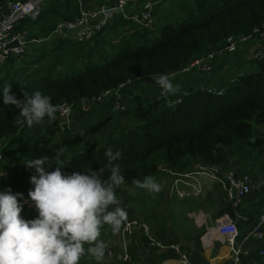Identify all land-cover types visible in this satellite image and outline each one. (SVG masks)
<instances>
[{
	"label": "trees",
	"instance_id": "1",
	"mask_svg": "<svg viewBox=\"0 0 264 264\" xmlns=\"http://www.w3.org/2000/svg\"><path fill=\"white\" fill-rule=\"evenodd\" d=\"M5 3L6 0H0V11ZM80 6L79 0H48L38 20L24 22L23 31L48 38L59 21L73 20ZM155 7L158 23L153 30L121 21L120 25L108 26L98 33L91 43L60 40L37 53L12 58L3 66L0 87L11 85L10 94L21 103L26 99L25 94L35 91L50 96L57 108V119L58 109L64 103L75 110L130 81L158 78L161 74L169 76L194 59L222 48L230 37L264 30V0H164ZM155 30L160 40L150 45ZM115 33H118L116 39ZM254 62L253 69L235 75L227 87L218 89L224 91L223 95L207 87L193 88L182 103L171 108L156 98L150 101L141 94L135 95L132 108L121 113L120 128L101 140L100 131L110 121L64 132L56 122L43 135L33 138L22 135L28 126L19 123L20 109L5 105L0 96V151L6 163L23 166L17 174L0 177V190L22 193L24 199L19 203L31 201L28 192L34 185L30 178L36 173L25 165L27 162L46 155L48 163L53 165L48 171L54 170L57 163L63 166L64 174L90 167L98 170L106 162L104 153L110 148L122 153L117 163L125 183L116 189L117 196L129 187L126 203L149 222L148 212L161 204L173 173L189 171L198 163L228 170L229 158L239 157L228 149L243 153L246 146L242 141L264 153V133L259 132L256 137L259 129L264 130V60L254 59ZM164 166L172 172L163 170ZM145 177L155 180L158 192L132 184ZM22 206L21 215L25 219L36 217L35 207ZM224 208V212L235 218L232 204L225 203ZM249 216L252 223L254 219ZM108 232L106 225L103 226L100 237L106 238ZM205 232L200 235L204 236ZM156 239L162 241L157 235ZM144 242L148 247L145 237ZM260 250L244 258L241 264H264ZM79 264L97 262L86 253Z\"/></svg>",
	"mask_w": 264,
	"mask_h": 264
},
{
	"label": "clouds",
	"instance_id": "2",
	"mask_svg": "<svg viewBox=\"0 0 264 264\" xmlns=\"http://www.w3.org/2000/svg\"><path fill=\"white\" fill-rule=\"evenodd\" d=\"M161 95H175L178 85L167 74L154 81ZM11 93V85L0 87L5 105L20 109L19 123L29 128L55 119L57 108L51 97L41 91L26 95L21 103ZM106 162L98 170L64 174L59 163L52 171L48 156L42 155L25 165L34 169L30 178L34 189L28 197L34 202L37 215L25 219L21 214L22 193L0 190V264H79L87 253L97 264L103 261L107 245L100 239L107 225L115 233L126 220L125 209L117 206L116 189L125 183L117 161L122 153L110 148L104 153ZM6 173L0 171V177ZM106 177V178H105ZM132 184L149 192H158L152 177L134 180ZM85 245H88L85 248Z\"/></svg>",
	"mask_w": 264,
	"mask_h": 264
},
{
	"label": "built area",
	"instance_id": "3",
	"mask_svg": "<svg viewBox=\"0 0 264 264\" xmlns=\"http://www.w3.org/2000/svg\"><path fill=\"white\" fill-rule=\"evenodd\" d=\"M48 0H6L3 10L0 11V65H6L12 58H22L33 47H37L38 52L44 46L60 40H74L80 43H91L97 34L102 32L108 26L121 19L130 20L135 27L148 28L153 30L154 7L159 4L160 0H113L107 3L97 4L93 6H80L78 15L73 20H61L56 24L54 32L48 38H38L30 35V32L23 31L24 22L27 20L36 21L41 15L42 8ZM256 39H264V30L257 29L252 35L230 37L226 44L208 54L194 59L182 69L175 71L169 75L170 79L182 78L195 72L211 73L214 63L226 57L227 55L236 54L240 51L242 45L249 44ZM17 43V46L9 48ZM254 59L264 60V52L262 50L253 54ZM134 82L130 81L127 85ZM123 85L120 89L126 87ZM204 88V87H202ZM119 89V90H120ZM213 92L223 95L224 91L211 88ZM119 90L106 91L99 99L92 102H100L111 95H115ZM189 91L185 90L179 96L161 95V90L156 96L158 101L165 102L169 108L183 102V97L188 95ZM116 106L119 112L126 111L123 104V96L118 93L116 96ZM74 109L68 103L62 104L58 109V118L55 119L57 125L62 132L72 128V118ZM264 133V131H263ZM4 162V155L0 151V163ZM188 172V173H187ZM185 171L182 173H173V192L180 199H186L191 196L199 195L201 192V175H208L209 172L221 174L216 177L218 180L224 198L227 203L232 204L235 209V218L227 215L216 221L212 230H208L203 236L206 245H213L217 240L226 244L231 249L230 264H241L242 260L249 257L252 253L251 244H261L263 249L260 255L264 257V212L257 218L252 225L249 215H244L242 210L247 197L255 191H264V178L253 183L252 177L247 174H238L236 170H223L219 167L199 166L196 170ZM213 175V174H212ZM214 177V175H213ZM190 180V181H188ZM184 188V190L182 189ZM118 199V197H117ZM117 206L125 209L127 213L126 220L123 222V232L129 238L139 234L144 236L149 242L147 250L157 248L159 252L173 251L178 253L183 264H190L188 256L183 252L179 245H164L158 241L152 234L148 224L139 222L130 217L128 208L122 205L118 199ZM28 200L20 202L21 205H27ZM237 221L250 223V228L246 234L242 235L238 228ZM210 239L207 243L206 240ZM206 239V240H205ZM113 257V252L109 253ZM121 262L124 264H132L130 255L121 256Z\"/></svg>",
	"mask_w": 264,
	"mask_h": 264
},
{
	"label": "crops",
	"instance_id": "4",
	"mask_svg": "<svg viewBox=\"0 0 264 264\" xmlns=\"http://www.w3.org/2000/svg\"><path fill=\"white\" fill-rule=\"evenodd\" d=\"M87 1L88 0H79L81 6H93L88 4L85 5ZM160 1L163 2L164 0ZM121 21L127 20L121 19L114 22L112 26L120 25L119 22ZM117 36L118 33H115L114 38L116 39ZM256 48H258V51L262 50L264 52V39H256L249 44L242 45L239 53L227 55L226 57L217 60L214 63L213 71L211 73L195 72L182 78L171 79L174 84L178 85V91L175 95H172V97L179 96L182 91L193 88L200 89L202 87H207L220 89L227 87L230 80L233 79L235 75L247 71V68H254L255 62L253 51ZM2 70L3 66L0 65V75ZM153 79L157 78L138 80L120 89L115 95L113 94L103 101L92 103L85 102L82 106H79L74 110L72 128L75 130H83L92 127L98 122L110 121L106 128L100 131L98 138L101 140L111 131L120 128L121 126V113L123 112H119L116 106V96L118 93L123 96V104L127 110L132 108L133 98L135 95H139V93H141L146 99L153 101L160 92V88L151 82ZM139 81H145L147 85L136 90L134 89V85ZM54 123L56 124V122ZM54 123L45 121L41 125L33 126L31 128L28 127V129L22 132V135L30 138L43 135L44 132L50 128V125H54ZM263 131V129H259L257 132L259 134V132L263 133ZM61 136H59L58 139L61 138ZM241 144L246 146L243 141ZM229 151L231 150L228 149V152ZM236 162L237 159L236 156H234L229 161L228 166L236 169ZM199 166H201V164H194L191 170H196ZM238 166L240 169V171L237 170L238 174L250 175L253 183H256L264 178V153L259 155L255 154V158L252 161L245 160L243 163L239 162ZM213 168L215 169L217 167ZM20 169H23V166L6 162L0 166V171H4L6 174H17ZM162 169L170 171L168 166H164ZM171 172L172 171H170V173ZM221 176V174H217L216 172H209L208 175H201L200 194L186 199H180L174 194L171 190L170 182L161 204L156 206L157 208H152V210L148 212L149 223L155 232L153 233L157 235L160 240H163L166 245H178V243H168L169 241L167 242L165 240V236L168 234L170 235L173 233L177 236L184 235L183 238L186 241V245H184L185 248L182 247V250L188 256L190 264H230L231 249L226 244L216 240L213 245H206L203 236L200 235L203 230L206 232L208 230L211 231L218 219L229 215L228 212H224L225 203H227V201L225 200L221 186L216 179V177ZM129 193L130 189L127 187V189L117 197L122 202V205L126 206L131 213L132 206H129L126 203ZM172 200L174 201L172 202ZM27 203H30V201ZM243 212H246V215H251L253 217V225L257 218L264 212V191H255L250 194L245 201ZM236 223L242 235L246 234L251 226L242 221H237ZM106 228L109 229L110 233H114L107 225ZM121 232L122 235L120 238L122 241L117 245L119 246L118 251L123 255L135 254V264H183L178 253L173 251L159 253L148 251L145 249L146 244L144 242V237L141 234L132 237V241L124 234L122 226ZM205 233L203 235H205ZM106 238L100 237L105 243L107 240ZM206 242L208 243V240H206ZM250 249L253 253L254 251L263 249V246L261 244H251ZM107 251L108 249H106V252ZM107 257L108 259L113 258L110 257L109 254ZM108 259L106 261H108ZM120 262L115 261L111 263L120 264ZM102 264H106L104 259Z\"/></svg>",
	"mask_w": 264,
	"mask_h": 264
},
{
	"label": "rangeland",
	"instance_id": "5",
	"mask_svg": "<svg viewBox=\"0 0 264 264\" xmlns=\"http://www.w3.org/2000/svg\"><path fill=\"white\" fill-rule=\"evenodd\" d=\"M162 2V1H161ZM160 2V3H161ZM159 3V4H160ZM97 5L98 4V2H96V1H94V0H88L87 1V3L85 4V5ZM158 5V4H157ZM156 5V6H157ZM156 8V7H155ZM129 22H131L132 23V21H130V20H128ZM153 21H154V27L157 25V23H158V17H157V11L156 10H154V15H153ZM133 24V23H132ZM132 26H134V24L132 25ZM155 29V28H154ZM159 40H160V35H159V32H158V30H155V36L153 37V40H152V42L150 43V45H152V44H155V43H157V42H159ZM38 52V49H37V47H33L32 46V48L30 49V50H28V53L26 54V55H30V54H34V53H37ZM240 52V51H239ZM238 52V53H239ZM2 66V65H1ZM246 70H249V68H247ZM145 85H147L146 84V82L145 81H139V82H137L135 85H134V89H136V90H139V89H141L142 87H144ZM139 94H141V93H139ZM256 137H258V132H257V134H256ZM245 145H246V147H244L246 150L243 152V153H240L239 152V150L238 149H230L231 151H232V153H233V155L234 154H236V155H238L239 156V158H237V162H236V169H233L231 166H228L229 168H228V170H239L240 171V169H239V166H238V163L240 162H244L245 160H250V161H252L254 158H255V154H257V155H259V154H263V153H261V151H260V149L258 150V151H255L256 149H253L252 147H250V146H247V144H246V142L244 143ZM231 160V158H229V161ZM5 163V161L4 162H2V163H0V166L1 165H3ZM259 174H260V172H259ZM259 176V175H258ZM173 180H174V177H173V179H172V181H171V190L173 191V187H172V185H173ZM188 181H190V180H188ZM183 190H184V188H182ZM174 194L176 195V193L174 192ZM155 200V199H154ZM28 201H30V200H28ZM174 200H172V202H173ZM27 205L29 206V207H35V205H34V202H32V201H30V203H27ZM33 205V206H32ZM242 213L245 215L246 214V212H243V210H242ZM130 217L131 218H133V219H135V220H138L139 222H142V223H146V224H148L149 226H150V228H151V231H152V234H153V236L156 238V235L154 234L155 232H154V230L152 229V227H151V225H150V223L149 222H147L143 217H142V215H140V213H139V211L137 210V209H134L133 207H132V211H131V213H130ZM109 227V226H108ZM111 229V228H110ZM106 230H108L109 231V229L108 228H106ZM154 232V233H153ZM121 235H122V232H121V229L118 231V232H115V234L114 233H110V231H109V233L107 234V240H106V245H107V249H108V251L106 252V254H105V257H104V262L106 263V264H108V263H111V262H115V261H121V256H122V253L120 252V251H118L119 250V246H117L119 243H121ZM184 237V235H174L173 233L172 234H168L167 236H165V240L168 242V243H178V245L179 246H181V247H183V248H185L184 247V245H186V241H185V239L183 238ZM132 238V237H131ZM130 238V239H131ZM176 239V240H175ZM132 241H133V239H131ZM164 240V241H165ZM174 240V241H173ZM208 240V242L210 241V239L208 238L207 239ZM163 241V240H162ZM162 241H160L161 243H163ZM164 244V243H163ZM111 245V246H110ZM110 246V247H109ZM145 249H147V246H146V248ZM110 252H113V254H114V256H113V258L112 259H108V254L110 253ZM130 256L132 257V264H135V254H130ZM108 259V261H106Z\"/></svg>",
	"mask_w": 264,
	"mask_h": 264
},
{
	"label": "water",
	"instance_id": "6",
	"mask_svg": "<svg viewBox=\"0 0 264 264\" xmlns=\"http://www.w3.org/2000/svg\"><path fill=\"white\" fill-rule=\"evenodd\" d=\"M108 1H110V0H108ZM15 46H17V43L11 45L9 48H13V47H15ZM257 51H258V48H256V49L253 51V54H255ZM155 80H156V79H153V80H151V82H152L153 84H155V83H154ZM52 122L54 123L55 120H53Z\"/></svg>",
	"mask_w": 264,
	"mask_h": 264
}]
</instances>
